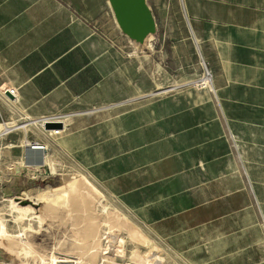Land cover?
I'll use <instances>...</instances> for the list:
<instances>
[{"label":"crops","instance_id":"crops-1","mask_svg":"<svg viewBox=\"0 0 264 264\" xmlns=\"http://www.w3.org/2000/svg\"><path fill=\"white\" fill-rule=\"evenodd\" d=\"M203 2L188 0L189 27L201 43L210 40L199 34L201 16L205 26L218 27L212 26L219 40L211 41L210 62L215 94L202 89L204 99L187 107L156 105L152 120L149 106L141 105L136 124L130 111L125 140L138 136L137 128L148 130L139 135L141 145L118 155L116 112L148 95H134L147 84V59L118 56L116 25L106 31L98 15L82 16L61 0H0V87L15 91L7 90L12 105L0 97V123L16 125L0 134V144L51 147L39 131L17 129L45 121L62 128L65 120L68 129L55 138L59 152L98 163L138 154V162L118 173L124 187L108 178L106 188L156 225L158 239L171 238L186 264H264V0ZM170 125L175 130L163 133ZM17 149L23 161L43 162L42 152ZM167 160L172 180L151 167Z\"/></svg>","mask_w":264,"mask_h":264},{"label":"rangeland","instance_id":"rangeland-1","mask_svg":"<svg viewBox=\"0 0 264 264\" xmlns=\"http://www.w3.org/2000/svg\"><path fill=\"white\" fill-rule=\"evenodd\" d=\"M61 1L76 8L82 16L93 19L96 18L94 15H98L102 22L101 28L106 31L109 24L113 27L116 25L117 30L112 39L118 56H123L124 53L128 58H135L137 62L142 59L148 61L142 70L143 82L146 81L147 84L144 83L142 92L138 90V93L134 94L135 97L148 95L129 101L128 105L118 107L116 112L118 155L130 147L141 145L139 135L148 130L137 128L135 133L139 137L131 138L135 135L132 132L125 140V133L129 129L125 128L124 119L130 111L133 114V124H136L141 120V113L137 111L141 105L149 106L148 118L152 120L156 119V105L175 104L178 107H187L192 102L199 103L204 99L202 89L215 94L210 62L216 50L211 41L219 40V34L212 26L218 27L213 24H210V27L205 26L206 16H201L199 34L210 40L206 43L196 42L194 32L192 33L189 27L188 0H146L156 24V33L150 42L153 47L144 49L143 53L135 51L129 39L121 33L107 0ZM198 2L204 3L203 0ZM133 65L135 69L139 67L136 62ZM142 71L138 69L139 73ZM205 74L210 80L208 83V80L204 79L203 84L201 79ZM136 82L140 84L139 81ZM0 97L4 100V97ZM10 103L8 104H13ZM122 105L124 103L118 106ZM60 122L63 123L62 131L67 130L65 120ZM14 125H6L5 130H11ZM171 129L175 130V127L167 126L163 128V133ZM17 130L23 134L34 130L43 134L53 145L51 148L52 145L50 147L45 143L47 149L51 148L46 156L56 161L57 170L50 175L48 165L38 173L26 169L25 165L20 166L23 159L17 148L24 149L28 141L18 145L0 144V264H186L182 257L173 252L171 238L158 239L156 225L147 223L140 210L131 207L129 209L120 197H116L106 188L110 183L108 178H113V183H119L121 180L120 183L124 187L122 177L118 178V173L138 162V154L128 159L124 155L118 156L109 163H98L92 159L77 160L74 158L76 153L68 155L59 152L60 146L55 140L59 135L54 136L53 132L56 129L41 132L39 123H36L29 127L20 126ZM4 132L0 126V134ZM172 138L173 136L163 140L162 152L166 151ZM70 144V148L75 150L77 145ZM146 147L147 145L141 146L138 150ZM156 154H150L147 162L154 161ZM159 163L151 167L162 171L159 176H168L166 180H172L175 177L172 173V160L164 161L157 167ZM82 181L84 186L80 187ZM12 202L32 204L35 213L13 208ZM115 218L117 220L114 221ZM170 223L165 226L166 233L172 230ZM79 257L81 263L76 261Z\"/></svg>","mask_w":264,"mask_h":264},{"label":"water","instance_id":"water-1","mask_svg":"<svg viewBox=\"0 0 264 264\" xmlns=\"http://www.w3.org/2000/svg\"><path fill=\"white\" fill-rule=\"evenodd\" d=\"M114 19L123 35L142 44L146 37L156 33V24L146 0H108ZM6 96V87H0ZM45 129L61 128L59 123L47 122Z\"/></svg>","mask_w":264,"mask_h":264},{"label":"bare ground","instance_id":"bare-ground-1","mask_svg":"<svg viewBox=\"0 0 264 264\" xmlns=\"http://www.w3.org/2000/svg\"><path fill=\"white\" fill-rule=\"evenodd\" d=\"M107 2H108V0H107ZM108 6L110 7V5H109V2H108ZM111 9V8H110ZM116 22V21H115ZM154 37V35L153 34H150V35H148L147 37H146V39L144 40V42L142 43V44H139V43H135L134 41H131V40H129L130 41V43L134 46V48H135V51H139L140 53H143V51H144V49H146V48H151V47H153L152 45H150V42H151V39ZM154 45V44H153ZM148 50V49H147ZM138 53V52H137ZM206 74H208V73H206ZM205 74V76L201 79V81L203 82V84H205L204 83V79H206V80H208V83H209V77L207 76ZM2 97H4V100L6 101V102H8V103H10L11 101V99H9L8 98V96H6L5 94H4V92H2L1 94H0ZM49 120V119H48ZM44 122H40L39 123V129H40V131L41 132H43V131H47V130H51V129H45L44 128ZM1 127H3V131H7V130H5V126L6 125H4V124H1L0 125ZM59 128H57L56 130H58ZM55 130V131H56ZM59 130H63V127H62V129H59ZM53 131V130H52ZM55 131H53L54 132V136H58V134H55ZM4 132V133H5ZM29 144V143H28ZM43 146H45L46 148H47V145H44L43 144ZM30 155V154H29ZM44 163L46 164V165H48V167H49V171L48 172H50V175H52V174H54L55 172H56V170L57 169H55L56 168V161L55 160H53V158H51L50 156H46V157H44ZM20 165V164H19ZM25 165V160L23 161V164H21L20 166H24ZM19 166V167H20ZM29 170H31V168H28ZM19 171H20V168H19ZM76 182V181H75ZM83 184V185H82ZM82 184H80V187H82V186H84V182L82 181ZM79 187V188H80ZM88 187H90V186H88ZM82 191V190H81ZM84 192V191H83ZM70 194V193H69ZM87 195V194H86ZM80 197V196H79ZM82 200V199H81ZM24 201V200H23ZM91 201H92V199H91ZM94 201V200H93ZM95 203V202H94ZM83 204H81V206H82ZM12 207L13 208H17V209H22V210H25V211H27V212H29V213H32V214H34L35 213V210L33 209V206H32V204H26L25 202H19V203H14V202H12ZM41 208V207H40ZM84 208V207H83ZM84 210V209H83ZM84 212V211H83ZM39 213V212H38ZM76 214V213H75ZM84 215V214H83ZM111 215V214H110ZM38 216V215H37ZM82 216V215H81ZM103 217V216H102ZM113 217V216H112ZM86 218V217H85ZM110 218V217H109ZM66 219V218H65ZM98 219V218H97ZM112 219V218H111ZM94 220H96L95 218H94ZM94 220H92V221H94ZM109 220V219H108ZM115 220H117L116 218L114 219V221ZM91 221V222H92ZM114 221H112L113 223H114ZM37 222V221H36ZM96 222V221H95ZM35 223V222H34ZM105 223H106V221H105ZM109 223H111V221L109 222ZM31 224V223H30ZM116 224H117V222H116ZM118 224H120V223H118ZM89 225V224H88ZM105 225H107V223L105 224ZM96 226V225H95ZM118 226V225H117ZM113 227H114V225H113ZM122 227V226H121ZM116 228V227H115ZM108 229V228H107ZM116 230V229H115ZM120 230V229H119ZM113 231V230H112ZM107 233V232H106ZM20 236H22V235H17V237H20ZM106 239V238H105ZM110 239V238H109ZM19 240V239H18ZM18 242V241H17ZM24 242V241H23ZM27 244V243H26ZM88 244V243H87ZM30 245V244H29ZM95 245V244H94ZM22 247H23V245H22ZM89 247V246H88ZM94 248V247H93ZM100 250V249H99ZM24 252V251H23ZM28 253V252H27ZM27 253H25V255L27 254ZM24 254V253H23ZM86 254V253H85ZM24 255V256H25ZM88 256V255H87ZM77 257V256H76ZM85 257V256H84ZM83 259V258H82ZM89 259V258H88ZM93 259V258H92ZM76 261H78L79 263H81V259H80V257H79V259L77 258V260ZM93 261V260H92ZM41 262V261H40ZM157 262L159 263V261L157 260ZM95 263V262H94ZM88 264H89V262H88Z\"/></svg>","mask_w":264,"mask_h":264},{"label":"built area","instance_id":"built-area-1","mask_svg":"<svg viewBox=\"0 0 264 264\" xmlns=\"http://www.w3.org/2000/svg\"><path fill=\"white\" fill-rule=\"evenodd\" d=\"M8 92L10 93V95H15V91L14 90H10V89H7ZM6 90V91H7ZM47 122H51V121H45L43 125H45V123ZM62 130H56L55 131V134H58L60 135L59 133H61ZM29 144L27 145L29 149L31 150H36V151H40L42 152L43 154V162L41 164H37V163H29V162H26L25 163V168L28 169V168H31V171L33 173H38L42 168H44L45 163H44V157H46V151H47V148L45 146H43V143H40V142H36V141H31V142H28ZM29 170V169H28Z\"/></svg>","mask_w":264,"mask_h":264}]
</instances>
